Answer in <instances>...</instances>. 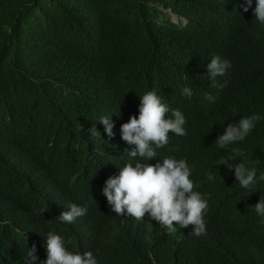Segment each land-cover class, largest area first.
<instances>
[{
    "label": "trees",
    "instance_id": "trees-1",
    "mask_svg": "<svg viewBox=\"0 0 264 264\" xmlns=\"http://www.w3.org/2000/svg\"><path fill=\"white\" fill-rule=\"evenodd\" d=\"M242 3L0 0V219L10 221L0 226V264H24L33 245L46 259L49 230L71 251L91 250L99 264H264V223L251 208L264 198V182L241 189L221 165L228 152L215 146L241 117L264 116V27ZM214 55L232 65L216 88L204 67ZM184 86L191 98L181 95ZM152 89L186 117L187 135L169 133L158 156L186 159L208 197L199 239L165 234L147 214L118 216L103 195L127 162L120 127ZM105 115L113 138L99 122ZM233 147L242 155L229 163L258 161L264 172V120ZM71 198L88 208L84 233L57 219L54 206Z\"/></svg>",
    "mask_w": 264,
    "mask_h": 264
},
{
    "label": "clouds",
    "instance_id": "clouds-1",
    "mask_svg": "<svg viewBox=\"0 0 264 264\" xmlns=\"http://www.w3.org/2000/svg\"><path fill=\"white\" fill-rule=\"evenodd\" d=\"M240 7L244 13L252 9L255 20L264 27V0H243ZM204 67L211 87L216 88L219 87L217 77L224 76L232 65L230 61L214 55L209 63L205 62ZM181 95L191 98L193 88L182 87ZM139 98L138 116H131L119 130L122 141L129 146L126 150L127 162L122 167L117 166V174H112L105 181L103 195L111 211L118 216L143 220L147 214L151 223L165 234L177 231L199 239L205 236L207 229L205 214L209 206L208 197L202 194L197 181L193 180L192 169L186 159L158 156V150L169 144V133L177 137L187 135L186 117L179 109L171 108L156 89L144 92ZM205 99L212 101L214 98L209 94ZM261 120H264V116L258 113L241 117L234 125H228L224 134L215 141L218 149L228 152L221 165L234 172L241 189L247 190L264 182V172L258 175V161L229 163L237 161L242 155L241 150L233 145L245 141ZM99 122L105 126L107 136L113 138L115 124L111 122V117L101 116ZM90 131L92 138L100 137L94 126ZM152 160L157 162L149 163ZM72 199L65 208L54 206L57 219L62 225L78 226L84 233L88 231V208ZM251 208L264 223V198L260 196L258 203ZM9 223L7 219H0V226ZM44 241L41 248L47 252L46 259L35 255L36 246L33 245L27 250L24 264H99L97 255L91 250H69L65 238L56 231H47Z\"/></svg>",
    "mask_w": 264,
    "mask_h": 264
},
{
    "label": "water",
    "instance_id": "water-1",
    "mask_svg": "<svg viewBox=\"0 0 264 264\" xmlns=\"http://www.w3.org/2000/svg\"><path fill=\"white\" fill-rule=\"evenodd\" d=\"M168 13H169V16L171 17L172 22L178 23V21H179L178 17L175 16L171 11H168Z\"/></svg>",
    "mask_w": 264,
    "mask_h": 264
}]
</instances>
